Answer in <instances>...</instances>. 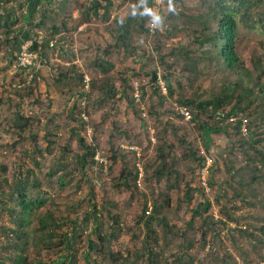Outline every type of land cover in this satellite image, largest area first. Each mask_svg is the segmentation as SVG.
Masks as SVG:
<instances>
[{"label":"rangeland","instance_id":"obj_1","mask_svg":"<svg viewBox=\"0 0 264 264\" xmlns=\"http://www.w3.org/2000/svg\"><path fill=\"white\" fill-rule=\"evenodd\" d=\"M94 1L44 0L38 6L33 23L42 20L45 24L42 28H30L29 34L40 43V49L45 50L42 57L38 52H31V42L22 45L23 51L10 48L6 41L7 30L0 29V190L4 178L13 183L16 178L27 176L29 170L34 171L29 183L35 179L48 192L50 201L40 213L48 212L57 218L58 239L62 232L71 231V220L79 225L73 251L76 257L68 264L86 263L88 237L97 239V235L94 234L95 221L84 224V219L96 206L104 217L105 224L101 228L107 234L116 235L107 244V250L130 256L127 264H152L151 260L155 264H264V244L260 241L264 238L260 231L264 227V181L251 187L248 185L253 177H264V159L258 155L264 153L261 120L252 119L254 125H250L252 133L257 135L255 141L263 140V143L255 144L253 151L248 147L246 152L239 148L237 143L246 136L233 128H229V135H212L216 163L213 165L209 159L201 175L199 164L185 159L191 151L206 153L199 124L177 115L182 106L178 105L180 94L161 104L153 93L151 76H147L159 68L163 78L172 76L173 81L180 80L184 87L181 97L187 99L198 98L202 93L206 94L204 98L211 94L218 96L227 82L238 79L236 74L225 72L224 75L218 69L216 60L208 52L213 50L211 43L193 40L194 30H201V25L184 27L181 19L163 18L172 7L186 8L189 15L206 17L214 7L213 0H154L150 7L146 0H112L109 15L102 9L100 17L94 16L88 21L87 10ZM100 1L104 5L109 2ZM261 1L255 0V3ZM20 2L24 3L22 8ZM27 5L26 0L1 3L0 16L5 18L4 22L7 17L15 22V25L8 23L14 30L10 40L21 28L29 29L23 19ZM44 10L48 17H44ZM129 16L139 22L132 25L126 46L118 42L117 35L119 20H127ZM142 18L145 27L152 21V27L158 26L163 32L148 35L139 26ZM165 22L167 24L163 25ZM54 25L61 30L57 35L51 34ZM245 25L240 27L237 51L249 67L253 66V61L264 59V35L250 28L252 22ZM65 38L68 40L66 54L62 53L63 46L56 44ZM49 39L54 45L45 49ZM155 44H160L161 50H156ZM102 61L111 62L114 69L104 73L100 68ZM20 62L32 63V69L22 72ZM196 67L203 74H196L193 71ZM256 72L259 73V66ZM260 81L264 83V76ZM160 84L163 86L164 82ZM141 87H146L147 95L139 103H132L133 96H141V92H137ZM105 95L108 97L104 102ZM76 109L77 114H83L82 118L86 116L85 125L79 121L81 114L75 115ZM230 109L231 106L226 111ZM192 111L195 116L196 112ZM17 115L32 119L29 124L32 125L24 133L16 127ZM256 116H262L261 112ZM199 118L212 124L217 121L212 114ZM76 130L90 144L99 139L98 162L92 164L87 175L72 173L74 176L68 178H72V182L61 187L62 165L73 166L76 155L85 153L79 139L73 135ZM164 134L167 144L173 146V157L178 159L171 182L167 178L159 181L155 174L162 163L158 156ZM182 140L190 144V150L188 145L182 146ZM35 141L41 153L37 152ZM116 155L117 162L114 160ZM34 159L39 162V168L34 166ZM138 167L143 177L137 187L131 178V188L127 189L118 179L125 168L134 172ZM209 168H212L211 172H208ZM70 171L68 168L67 172ZM49 175L53 177L49 178ZM175 179L180 187L171 190L168 186ZM201 181L210 184L206 197L198 193ZM117 184L121 187L117 188ZM188 184L192 189L191 202L186 198ZM207 199L211 209L203 212V218L193 217L198 205ZM145 203L150 209L162 207L157 217L166 220L172 228L167 237L163 230L165 225L158 222L153 224L156 236L136 225ZM225 211L238 223H219L218 220L227 221ZM115 215L125 219L121 228H111ZM16 227L7 215L0 217L2 258L7 255L9 238L13 237L10 230ZM39 229L38 220H33L27 228L31 232V241H36ZM148 251L154 252L149 256ZM65 253L62 248L50 252L32 244L27 255L30 260L42 259L44 264H56L59 256ZM92 255L99 258V264H109L104 261V255L96 252Z\"/></svg>","mask_w":264,"mask_h":264},{"label":"trees","instance_id":"obj_2","mask_svg":"<svg viewBox=\"0 0 264 264\" xmlns=\"http://www.w3.org/2000/svg\"><path fill=\"white\" fill-rule=\"evenodd\" d=\"M11 0H0V8L1 3H10ZM27 12L23 15V19L26 22L27 28H21L17 34L14 35L12 40H10L11 35L14 33L8 23L11 25H15V22L12 21L10 17L6 18V22L2 16H0V29H6L5 35L7 36L6 41L10 44V48L20 49L23 51V47L31 42V52L36 54H40V57L45 54V50H41V45L38 41H35L30 33V28L44 27L45 22L42 20L34 21L36 18V10H38V6L43 4L44 0H26ZM108 4L104 5V3L100 0H95L92 6L87 10L86 20L90 21L94 16L100 17L102 9L106 10L105 15H109L110 10L113 6V1L108 0ZM180 2V0H176ZM147 6H153L154 0H146ZM214 7L211 8V12L206 16L202 17L201 15L194 16L186 13V8L184 9H175L174 7L170 8L169 14L165 15V17H171L172 19H181L183 20V26H195L201 25V30H194L193 40L196 42L204 43L205 40L211 43V47L213 50L209 49V55L213 56L216 61V65L219 70H222V73L225 75L236 74L238 79L234 82H227L223 90H221L222 94L213 95L206 97V94H198V98H182L184 92V87L181 84L180 80L173 81L172 76L167 78H163L158 69L152 70L150 73H147V76H151L150 83L153 85V93L156 97H158L161 101V104H165L170 99L174 98L176 94H180V98L178 101V105H182L181 108H187L192 114L194 110L196 112L195 116H192V122L198 123L199 128L202 131V142L203 146L206 148V153L202 154L201 152L191 151L190 156H185V159L190 160L191 162L198 163L201 171V175L203 170L207 167V162L210 159L215 165L216 158L213 152L212 146V135L214 134H228L229 128H233L236 130L241 136L245 139H242L237 145L241 150L245 151V148H249L251 151L254 150L255 144L263 143L264 141L259 138L258 141H255L257 135L252 133V119L255 121L261 120L260 124L264 127V83L260 81L262 76H264V67H260L263 64L264 59H258V61H253V66L247 67L242 61L241 55H239L237 51V41L239 38L240 27L245 26L247 22H252L253 26L251 29H255L257 33L264 35V0L260 3H255V0H213ZM24 6L23 2L19 3V7L22 8ZM143 8V5H142ZM44 17H48L49 14L44 10ZM36 20V19H35ZM165 21V19L163 20ZM139 22V21H137ZM134 19L131 16L127 18V20H119V30H118V42L124 43V45L128 46V38L130 37V29L132 25H135ZM66 23V22H65ZM213 23L216 25L214 26ZM138 24V23H137ZM145 21L142 18L139 24L142 31L147 33L148 35L158 34L160 31V27L155 26L152 21L148 24V26H144ZM167 24V22L163 23V25ZM214 26V27H213ZM64 27L67 29V25ZM167 27V26H165ZM169 31V29H168ZM61 32L58 26H53L51 29L52 35H57ZM209 32V33H208ZM19 33H21L19 35ZM170 33V31H169ZM174 35V34H173ZM172 32H171V36ZM199 35V37H197ZM22 37V40L20 38ZM202 37V38H201ZM157 40L154 42L156 43ZM1 43V42H0ZM53 43V44H52ZM24 44V46H22ZM56 44H61L63 46L62 53H68L67 49L68 40H60V42H56ZM213 44V46H212ZM54 42L49 39L48 42L45 43L44 48L53 47ZM184 46L183 44H181ZM22 46V47H21ZM43 47V45H42ZM156 50H161L160 44H155L154 47ZM42 51V52H41ZM177 54L180 55V51L177 48ZM22 53V52H21ZM20 53V54H21ZM175 51H173V54ZM13 54V53H12ZM11 54V55H12ZM19 60L16 58L15 61ZM13 63V60H11ZM196 64V63H195ZM259 66V73L256 72V67ZM104 73H107L111 68L114 69V65L109 61H102L101 66ZM32 69V66H27L26 68H20L22 72L29 71ZM193 71L196 74H203L202 70L198 67L193 68ZM198 76V75H197ZM182 77V76H181ZM236 77V78H237ZM165 79V80H164ZM36 81V80H35ZM81 81H84V78L81 77ZM160 81L164 82V86L166 89V94H164V89L162 88ZM37 83V82H36ZM90 88V84L88 81V89ZM111 88V86H110ZM115 94L117 93L114 87L111 88ZM145 89V90H144ZM30 91L33 92V89L30 88ZM107 91V90H106ZM137 92L141 96L136 98L133 96L131 102H138L143 99L145 95H147L146 87H141ZM108 96H104L103 101L105 102ZM109 99V98H108ZM133 105V104H132ZM231 109L229 112L226 111L227 107ZM178 109L177 115L183 117L180 114V109ZM258 112H261L262 116H256ZM79 121H81L84 125L87 123L85 121L86 116L82 118V113ZM77 109H76V114ZM212 114L213 119L217 120L214 124L210 122H204L200 120V116ZM76 121V119H75ZM78 121V120H77ZM32 122V119H27L24 116L17 115V129L24 133L26 130L30 128L29 125ZM251 125V126H250ZM244 135H243V134ZM33 135V134H32ZM79 141L82 149H84L85 153L81 155H76V161L73 162V166H63L64 173L63 176L59 178V184L61 187L67 186L68 183L72 182L71 179L68 178L74 176L72 173H84L87 175L88 169L98 162L97 156L99 155L100 149V141L97 139L93 144H90L79 131H75L73 133ZM31 137V136H30ZM249 137V138H248ZM36 137H32L33 140ZM263 141V142H262ZM182 146L188 145V150H190V144H187L184 140L181 141ZM236 145V144H235ZM234 145V147H235ZM35 146L37 148V152L41 153L40 146L35 141ZM160 152L158 156V161H162L160 168L156 170L157 180L162 181L163 179H168L167 181L171 182L172 177L175 173V166L178 162V159L173 157V146H169L167 144V140L164 134L161 142L159 143ZM234 149V148H233ZM233 149L231 150V155L233 154ZM259 157H263L264 153H258ZM117 162V155L114 158ZM251 161V160H250ZM34 166L39 168L40 164L33 160ZM214 167V166H213ZM212 167V168H213ZM68 168L71 170L68 171ZM208 169V172H211ZM1 169L5 171V168L1 166ZM136 170V171H135ZM133 171H127V168L122 172L121 178L118 181L123 182L124 185L127 186V189H130V179L133 178L136 184H139L140 178V167H138ZM33 170H29L27 172V176L20 178H16L13 183H10L9 180L3 179L1 184L4 183L3 189L0 190V217L3 215H7L9 220L17 225L16 228H12L10 233L13 234L12 238H9L8 241V252L7 255L2 258L0 256V264H44L42 259H34L30 260L27 255L28 249L34 244L35 247H40L41 249L45 248L47 251H53L57 248H62L66 251L65 254L60 255L56 260V264H68V262H72L75 260L76 254L73 253L76 246V237H77V229L79 228L78 223L71 220L72 228L71 231L62 232L61 239H58L59 236V224L57 223V218H54L52 214L48 212L40 213V211L46 207L49 203L50 198L48 197V192L43 190L42 186L34 179L32 183H29L31 180V176L33 174ZM210 174V173H209ZM23 175V174H21ZM179 177V174H176ZM53 175H49V178H52ZM178 179V178H177ZM175 179V182L168 186L169 189H178L180 187L179 181ZM264 181V177H253L252 180L248 183V185L254 186L260 182ZM247 185V184H245ZM245 185L242 188L245 189ZM210 184L202 182L199 187L198 193L206 197V192H208ZM117 188H120L121 185L117 184ZM191 187L188 184V192H186V198L189 202L193 199L191 193ZM239 198H242L241 195L238 194ZM169 204V203H167ZM212 205L210 200H206L204 204H199L198 208L195 209L193 217H201L203 218L204 213L208 212L211 209ZM162 207L154 206L152 209L148 206V203H145L142 208V213L137 217L136 225L140 228H145L149 233H152L156 236V231L154 227V222H158L159 224H163L165 228H163L165 235L172 232V228H169L166 220H160L157 217L160 209ZM204 212V213H203ZM226 214V222L223 220H218L221 224H226L228 222L238 223V220L232 217L230 214L225 211ZM104 217L99 213V208L96 206L93 211L86 214L84 219V224H88L91 221H95L94 234L97 235V239L88 237L89 251L86 253V263L85 264H99V258L94 257L92 253H100L104 255V261L109 262V264H127L130 260V256L117 255L112 249L107 250V244L111 243L112 232L107 234L104 232L102 224ZM33 220H38L39 231L40 234L37 236L35 242L31 241V232L27 231V228L30 226ZM113 223L111 225L112 229L121 228L124 220L121 215H115L112 217ZM60 228V227H59ZM260 231L264 236V227L260 228ZM206 235V233H204ZM154 241H157L154 238ZM261 243L264 244V238L260 239ZM12 246V247H11ZM154 252V251H152ZM152 252L148 251V255L151 256ZM150 263L155 264L153 260Z\"/></svg>","mask_w":264,"mask_h":264},{"label":"built area","instance_id":"obj_3","mask_svg":"<svg viewBox=\"0 0 264 264\" xmlns=\"http://www.w3.org/2000/svg\"><path fill=\"white\" fill-rule=\"evenodd\" d=\"M153 26H154V24H153ZM33 64L32 63H22V62H20V64H19V68H26L27 66H32ZM161 82V81H160ZM165 84H163V86H162V88L164 89V86ZM165 90V89H164ZM180 114L187 120V121H191L192 120V114H191V112L187 109V108H185V107H183V108H181L180 109ZM142 177H143V174H140V178L142 179Z\"/></svg>","mask_w":264,"mask_h":264}]
</instances>
